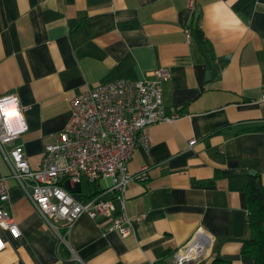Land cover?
Wrapping results in <instances>:
<instances>
[{
    "label": "crops",
    "instance_id": "obj_1",
    "mask_svg": "<svg viewBox=\"0 0 264 264\" xmlns=\"http://www.w3.org/2000/svg\"><path fill=\"white\" fill-rule=\"evenodd\" d=\"M158 67L169 71L164 109L179 115L148 127V148L135 145L122 197L101 195L110 215L81 213L63 242L64 220L57 230L45 221L0 154L19 231H5L0 264H174L191 240L208 245L196 264H255L242 248L253 236L249 179L264 185V0H0V96L15 93L26 107L17 142L32 168L76 94ZM63 183L87 201L110 181ZM123 214L135 228L127 236L110 229Z\"/></svg>",
    "mask_w": 264,
    "mask_h": 264
},
{
    "label": "built area",
    "instance_id": "obj_2",
    "mask_svg": "<svg viewBox=\"0 0 264 264\" xmlns=\"http://www.w3.org/2000/svg\"><path fill=\"white\" fill-rule=\"evenodd\" d=\"M152 77L141 80L115 78L98 82L76 94L71 100L68 122L56 139L45 146L37 168L26 158L20 136L28 129L26 107L15 93L0 96V154L24 195L45 221L57 230L55 221L64 220L61 242L72 222L81 213L93 217L97 213L110 215L113 210L105 193L121 198L132 179L128 162L136 144L148 148V127L156 122L172 120L179 114L166 113L162 101V83L169 77L166 67L153 69ZM258 101L264 104V83ZM190 143H193L191 141ZM97 182L108 179L105 190L87 201L77 199L63 183L68 179ZM9 199L7 176L0 172V253L5 248V231L19 235L18 228L5 204ZM127 236L135 230L133 220L123 214L110 227ZM208 253L203 241L191 240L173 255L174 264H196Z\"/></svg>",
    "mask_w": 264,
    "mask_h": 264
},
{
    "label": "trees",
    "instance_id": "obj_3",
    "mask_svg": "<svg viewBox=\"0 0 264 264\" xmlns=\"http://www.w3.org/2000/svg\"><path fill=\"white\" fill-rule=\"evenodd\" d=\"M193 32L201 44L206 41L199 26L193 27ZM246 199L253 236L244 242L242 251L251 255L255 264H264V185H257L253 177L248 182Z\"/></svg>",
    "mask_w": 264,
    "mask_h": 264
},
{
    "label": "clouds",
    "instance_id": "obj_4",
    "mask_svg": "<svg viewBox=\"0 0 264 264\" xmlns=\"http://www.w3.org/2000/svg\"><path fill=\"white\" fill-rule=\"evenodd\" d=\"M219 2H220V3H223V0H219ZM241 23H242V22H241L238 18L235 19V24H236L237 26H239Z\"/></svg>",
    "mask_w": 264,
    "mask_h": 264
},
{
    "label": "water",
    "instance_id": "obj_5",
    "mask_svg": "<svg viewBox=\"0 0 264 264\" xmlns=\"http://www.w3.org/2000/svg\"><path fill=\"white\" fill-rule=\"evenodd\" d=\"M249 174H251L253 176L255 175L254 172H252V171H249ZM255 182H256L257 185H259V183H260L258 178L255 179Z\"/></svg>",
    "mask_w": 264,
    "mask_h": 264
},
{
    "label": "rangeland",
    "instance_id": "obj_6",
    "mask_svg": "<svg viewBox=\"0 0 264 264\" xmlns=\"http://www.w3.org/2000/svg\"><path fill=\"white\" fill-rule=\"evenodd\" d=\"M4 160V159H3ZM5 162V161H4ZM7 168H8V166H7ZM8 171H9V168H8Z\"/></svg>",
    "mask_w": 264,
    "mask_h": 264
}]
</instances>
